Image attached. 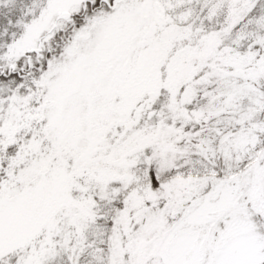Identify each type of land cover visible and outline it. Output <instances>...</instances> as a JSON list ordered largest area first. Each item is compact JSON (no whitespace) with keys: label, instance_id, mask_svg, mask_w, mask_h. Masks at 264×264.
Returning <instances> with one entry per match:
<instances>
[{"label":"snow or ice","instance_id":"6c2138e0","mask_svg":"<svg viewBox=\"0 0 264 264\" xmlns=\"http://www.w3.org/2000/svg\"><path fill=\"white\" fill-rule=\"evenodd\" d=\"M0 264H264V0H0Z\"/></svg>","mask_w":264,"mask_h":264}]
</instances>
